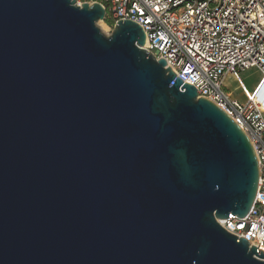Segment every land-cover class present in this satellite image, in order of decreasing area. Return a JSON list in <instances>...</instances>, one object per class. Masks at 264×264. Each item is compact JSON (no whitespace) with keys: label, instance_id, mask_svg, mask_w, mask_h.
Returning <instances> with one entry per match:
<instances>
[{"label":"water","instance_id":"95a60500","mask_svg":"<svg viewBox=\"0 0 264 264\" xmlns=\"http://www.w3.org/2000/svg\"><path fill=\"white\" fill-rule=\"evenodd\" d=\"M105 18L0 0V264H264L218 224L253 204L250 140Z\"/></svg>","mask_w":264,"mask_h":264},{"label":"built area","instance_id":"2783aa9c","mask_svg":"<svg viewBox=\"0 0 264 264\" xmlns=\"http://www.w3.org/2000/svg\"><path fill=\"white\" fill-rule=\"evenodd\" d=\"M110 30L130 20L145 34L143 49L167 62L198 98L215 104L246 134L258 162L255 198L242 220L218 221L227 232L264 250V0H105ZM259 69L263 81L245 102L232 100L224 78Z\"/></svg>","mask_w":264,"mask_h":264},{"label":"rangeland","instance_id":"374dc122","mask_svg":"<svg viewBox=\"0 0 264 264\" xmlns=\"http://www.w3.org/2000/svg\"><path fill=\"white\" fill-rule=\"evenodd\" d=\"M78 4L83 2L78 0ZM88 3H93L89 1ZM102 24L97 26L102 34L105 36H110L111 30L110 26L106 23L105 20L101 21ZM263 78V74L259 69H250L248 71L241 72L239 74L232 75L226 79L224 84L225 91L229 94L232 100H236L239 103L245 102V89L241 86V82L244 84L245 88L249 91H252L253 87ZM232 82V83H231Z\"/></svg>","mask_w":264,"mask_h":264},{"label":"crops","instance_id":"0c3cea01","mask_svg":"<svg viewBox=\"0 0 264 264\" xmlns=\"http://www.w3.org/2000/svg\"><path fill=\"white\" fill-rule=\"evenodd\" d=\"M231 76L232 75L225 76L224 80L229 78V77H231ZM262 81H263V78L253 87L252 91H249L248 89H246L244 84L241 82V86L245 89V100H246L247 96H249L251 94H254L258 90V88L260 87Z\"/></svg>","mask_w":264,"mask_h":264},{"label":"trees","instance_id":"16d2710c","mask_svg":"<svg viewBox=\"0 0 264 264\" xmlns=\"http://www.w3.org/2000/svg\"><path fill=\"white\" fill-rule=\"evenodd\" d=\"M78 1V0H77ZM80 1H82V2H89V1H93V2H98V3H100V4H104V1L105 0H80ZM106 21V23L109 25V26H111V22L109 21V20H105Z\"/></svg>","mask_w":264,"mask_h":264},{"label":"snow or ice","instance_id":"6c2138e0","mask_svg":"<svg viewBox=\"0 0 264 264\" xmlns=\"http://www.w3.org/2000/svg\"><path fill=\"white\" fill-rule=\"evenodd\" d=\"M72 2H73V4H75V0H72ZM83 7H87V4L85 3L84 5H83ZM80 14H82V15H87V12H80Z\"/></svg>","mask_w":264,"mask_h":264},{"label":"bare ground","instance_id":"6f19581e","mask_svg":"<svg viewBox=\"0 0 264 264\" xmlns=\"http://www.w3.org/2000/svg\"><path fill=\"white\" fill-rule=\"evenodd\" d=\"M102 24V22H101V20L100 21H98V23L96 24L97 26H100ZM232 77V76H231ZM225 82H226V79L224 80V84H225ZM232 83V82H231Z\"/></svg>","mask_w":264,"mask_h":264}]
</instances>
